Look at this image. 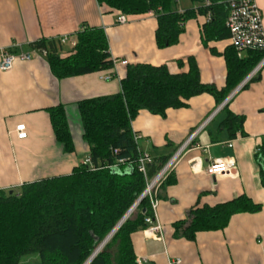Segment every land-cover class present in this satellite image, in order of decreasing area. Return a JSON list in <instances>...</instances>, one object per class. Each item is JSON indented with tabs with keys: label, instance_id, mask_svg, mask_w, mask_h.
I'll list each match as a JSON object with an SVG mask.
<instances>
[{
	"label": "crops",
	"instance_id": "1",
	"mask_svg": "<svg viewBox=\"0 0 264 264\" xmlns=\"http://www.w3.org/2000/svg\"><path fill=\"white\" fill-rule=\"evenodd\" d=\"M255 3L264 30V0ZM175 4L179 12L194 7L190 0H175ZM119 14L97 0H0V49L20 46L28 50L35 41L55 40L59 56L65 58L73 52L75 33L87 25L104 30L115 60L111 70L64 78L55 77L43 57L16 60L10 70L0 71V189L69 174L81 164L89 155V145L82 137L77 105L84 99L119 92L128 65H166L171 73H180L187 71V58L192 57L202 83L224 87L222 53L230 40L203 45L201 26L206 16L187 20L176 44L158 48L157 20L152 12L124 14V24L117 23ZM61 36L68 39L60 43ZM122 59L127 60L126 65L119 63ZM256 68L245 87L243 84L231 95L246 78L222 102L226 110L244 117L233 138L221 127L226 116L222 107L218 109L222 103L218 105L208 93L192 96L186 107L166 109L163 116L141 110L131 121L132 131L139 136V150L151 159L166 156L167 161L200 128L169 173L170 183H164L166 177L155 188L161 237L145 229L132 235L136 262L169 264L179 259L176 264H264V186L255 158L264 139V57L253 70ZM58 105L66 112L72 152L63 150L51 126L48 109ZM19 124L24 125V138L17 137ZM219 159L231 163V168L208 175L207 165ZM241 194L261 204V210L234 214L225 228L197 232L193 240L173 235L174 222L185 219L194 207L212 206ZM23 264L41 263L33 258Z\"/></svg>",
	"mask_w": 264,
	"mask_h": 264
},
{
	"label": "trees",
	"instance_id": "2",
	"mask_svg": "<svg viewBox=\"0 0 264 264\" xmlns=\"http://www.w3.org/2000/svg\"><path fill=\"white\" fill-rule=\"evenodd\" d=\"M190 1L194 7L179 12L175 0H97L123 15L152 12L157 20L158 48L176 44L184 23L197 15L207 18L201 26L203 45L229 38L225 21L230 0ZM75 36L73 52L65 58L59 56L58 41L41 39L32 43L47 50L45 58L55 77L113 68L103 29L82 25ZM222 55L226 78L221 89L202 83L194 59L188 57V69L180 73H171L166 65H128L119 92L79 101L82 137L89 145L90 163L75 166L69 174L0 189V264H20L29 255L38 256L41 264H85L167 162L166 156L155 158L146 163L145 173L138 170L140 150L131 121L139 111L163 116L166 109L186 107L189 98L201 93L212 95L220 105L264 57V48L249 49L238 56L229 45ZM226 109L224 104L221 110L226 116L221 127L233 138L244 117ZM48 113L56 140L64 151L72 152L64 108L58 105ZM255 158L264 186V139ZM120 159L125 162L118 164ZM170 178L169 174L164 183H170ZM260 210L261 204L244 194L212 206L194 207L185 219L174 222L173 235L193 240L197 232L225 228L234 214ZM150 214L146 195L87 264H137L132 235L146 228L145 217Z\"/></svg>",
	"mask_w": 264,
	"mask_h": 264
},
{
	"label": "built area",
	"instance_id": "3",
	"mask_svg": "<svg viewBox=\"0 0 264 264\" xmlns=\"http://www.w3.org/2000/svg\"><path fill=\"white\" fill-rule=\"evenodd\" d=\"M117 23L124 24L127 21V18L123 14H119L117 16ZM225 25L229 31V40L231 46L237 52L238 56H241L242 52L249 49H262L264 48V30L262 27V13L255 0H230L229 2V13L225 21ZM67 36H61L59 38L60 43H64L67 40ZM47 50L31 45L28 50H23L19 46L17 50H11L10 48H1L0 49V71L5 72L12 68L13 63L16 60L19 61H29L35 57H43L47 56ZM120 64L126 65L127 60H120ZM115 65V60H114ZM114 67V66H113ZM257 68L253 70L246 79L238 86L241 87L247 80H249L255 74ZM110 78L107 76L106 79ZM238 90V89H237ZM237 90H234L235 93ZM222 103L220 107L223 106ZM217 109V110H218ZM200 129V128H199ZM197 129L193 132L185 142L179 146V148L174 152V154L168 159V161L163 165V167L159 170V172L147 183V186L144 190V196L149 197L150 201V209L151 214L145 217V222L147 224L145 230L148 234L153 236L161 237V226L156 221V208L158 205V201L155 195V188L167 177V175L173 169L177 159L179 158L183 149L190 144L196 135ZM18 138H24L26 132L24 131V125L19 124L15 127ZM139 136L134 132V140L137 142ZM151 157L146 152L139 153L137 158L138 170L142 173H145V165L146 163L151 162ZM118 164H122L125 161L120 159L117 161ZM89 158L86 157L82 164H89ZM231 163L225 162L223 160H213L209 163L205 169V172L208 175L216 176L220 175L224 172H227L231 168ZM179 263V259H176L174 262H169V264ZM137 264H144L143 261L137 260Z\"/></svg>",
	"mask_w": 264,
	"mask_h": 264
},
{
	"label": "water",
	"instance_id": "4",
	"mask_svg": "<svg viewBox=\"0 0 264 264\" xmlns=\"http://www.w3.org/2000/svg\"><path fill=\"white\" fill-rule=\"evenodd\" d=\"M240 87H237L235 90L239 89ZM229 97V96H228ZM144 192L141 194V196L139 197V199L131 206V208L127 211V213L123 216V218L119 221V223L114 227V229L106 236V238L100 243V245L98 246V248L96 249V251L91 255V257L86 261L85 264H87L92 257L96 254V252L99 250V248L106 243V241L110 238V236L113 234V232L121 225V223L125 220V218L127 217V215L136 207V205L138 204V202L140 201V199L143 197Z\"/></svg>",
	"mask_w": 264,
	"mask_h": 264
},
{
	"label": "rangeland",
	"instance_id": "5",
	"mask_svg": "<svg viewBox=\"0 0 264 264\" xmlns=\"http://www.w3.org/2000/svg\"><path fill=\"white\" fill-rule=\"evenodd\" d=\"M30 258H32V259L35 258L36 260H38V256H36V255H29V256L23 258L20 264H23V262H30L32 260Z\"/></svg>",
	"mask_w": 264,
	"mask_h": 264
},
{
	"label": "bare ground",
	"instance_id": "6",
	"mask_svg": "<svg viewBox=\"0 0 264 264\" xmlns=\"http://www.w3.org/2000/svg\"><path fill=\"white\" fill-rule=\"evenodd\" d=\"M130 213H131V212H130ZM130 213H129V214H130ZM129 214H128V215H129ZM128 215H127V216H128ZM110 237H111V236H110ZM103 245H104V244H103ZM101 247H102V246H101ZM101 247H100V248H101ZM100 248H99V249H100Z\"/></svg>",
	"mask_w": 264,
	"mask_h": 264
}]
</instances>
